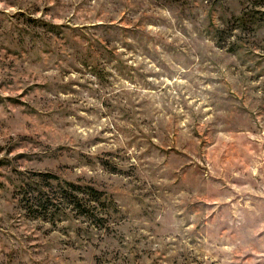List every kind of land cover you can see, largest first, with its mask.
I'll list each match as a JSON object with an SVG mask.
<instances>
[{"label":"rangeland","instance_id":"obj_1","mask_svg":"<svg viewBox=\"0 0 264 264\" xmlns=\"http://www.w3.org/2000/svg\"><path fill=\"white\" fill-rule=\"evenodd\" d=\"M0 264H264V0H0Z\"/></svg>","mask_w":264,"mask_h":264},{"label":"trees","instance_id":"obj_2","mask_svg":"<svg viewBox=\"0 0 264 264\" xmlns=\"http://www.w3.org/2000/svg\"><path fill=\"white\" fill-rule=\"evenodd\" d=\"M38 180L19 189L25 206L35 217L54 220L67 208L94 224H104L112 210L105 191L88 184L75 183L52 173H40Z\"/></svg>","mask_w":264,"mask_h":264}]
</instances>
